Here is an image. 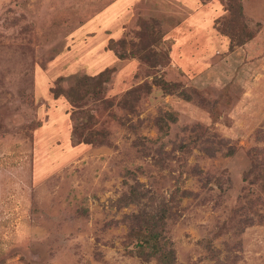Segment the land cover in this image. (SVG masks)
<instances>
[{
	"label": "rangeland",
	"instance_id": "1",
	"mask_svg": "<svg viewBox=\"0 0 264 264\" xmlns=\"http://www.w3.org/2000/svg\"><path fill=\"white\" fill-rule=\"evenodd\" d=\"M0 264H264V0H0Z\"/></svg>",
	"mask_w": 264,
	"mask_h": 264
},
{
	"label": "trees",
	"instance_id": "2",
	"mask_svg": "<svg viewBox=\"0 0 264 264\" xmlns=\"http://www.w3.org/2000/svg\"><path fill=\"white\" fill-rule=\"evenodd\" d=\"M103 76L105 75V74H102ZM146 221H143V223H145ZM154 237L152 236L151 237V239H153ZM146 242H148V241H146ZM167 256L168 257H170L171 256V258H173V260H174V254L172 253V252H169L168 254H167Z\"/></svg>",
	"mask_w": 264,
	"mask_h": 264
}]
</instances>
